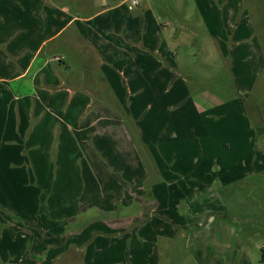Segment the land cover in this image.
<instances>
[{
    "label": "rangeland",
    "instance_id": "obj_1",
    "mask_svg": "<svg viewBox=\"0 0 264 264\" xmlns=\"http://www.w3.org/2000/svg\"><path fill=\"white\" fill-rule=\"evenodd\" d=\"M85 2L110 7L119 0H0V52L9 59L0 75L21 71L15 49L26 61L36 51L50 58L74 50L78 18L91 10ZM137 2L109 11L112 30L102 31L99 66L117 69L115 90L85 81V88L71 87V101L69 89L41 91L38 76L18 102L6 83L0 221L25 209L27 218L37 213L59 231L54 211L94 212L99 202L121 211L127 196L144 195L185 226L167 235V249L153 243L155 253L135 264H234L242 253L250 264H264V0ZM162 49L169 71L157 59ZM142 56L153 57L151 68L141 66ZM80 61L73 71L80 72ZM52 65L63 69L55 60L43 72ZM40 97L44 105L35 106ZM14 223L0 228V258L11 253L25 261L36 245L27 257L20 248L34 232ZM72 253L78 262L80 253Z\"/></svg>",
    "mask_w": 264,
    "mask_h": 264
},
{
    "label": "crops",
    "instance_id": "obj_2",
    "mask_svg": "<svg viewBox=\"0 0 264 264\" xmlns=\"http://www.w3.org/2000/svg\"><path fill=\"white\" fill-rule=\"evenodd\" d=\"M123 2L124 0H119L117 4L110 7H108V5L93 6L85 2V9L90 10L91 8V10L85 14V18H78L80 24L74 29L71 42L75 48L74 50H70L66 47L67 53L65 55L56 53L50 58H42L39 56L41 51H36L33 56L26 61L21 59L20 49H15L16 52L13 53L17 58L15 63L19 67L21 66V71L12 78H7L2 74L0 75V83H5L4 86L0 84V98L3 97L1 91L3 89L7 91V89L13 85L12 89L15 92L14 97L18 99V102L23 100L35 87L34 79L31 80L32 77L37 78L38 76L40 82L36 84V86L39 87L41 91H50V94L54 95L57 89L66 88L71 92V101H73V91L71 87L75 85V87L83 86L81 88H85V81L89 85H91L92 82H96L100 86L104 88L107 86L108 89L111 90L118 88V86H116L119 85V83L116 82V80H118L117 69L109 65L106 67L107 71L104 72L99 64L102 63V59L104 58L102 51L105 45L102 44L101 41L102 31H111V23L114 20L107 14ZM100 16L102 19H99ZM70 21L71 20L68 22ZM5 39L6 37L0 36V44H3ZM80 39H82L84 43H81ZM83 44H85V47L82 48V46H84ZM78 46H81V49H78ZM160 52V56L157 54L160 58L157 59H161V62L166 63L165 66L169 67L168 65H170V63L166 59L167 55L165 49H162ZM7 54L8 53L5 51L0 52V69L4 68L7 70L9 68ZM152 58L153 57H150L149 61H145L142 56L144 62L141 66L145 67L149 64L151 68L153 63ZM55 60L58 61L59 65L63 66V69L61 70L57 65H52L51 69L43 72V68L46 64ZM77 60H82V62H79L81 64H79V66H81L80 72H75L72 69V66L75 64L73 62ZM156 62L159 61H155V63ZM35 64L37 66L33 70L31 77L28 78L27 76L32 66ZM132 67L135 66L133 65ZM132 70L137 71V67ZM169 70L170 67L168 71ZM6 83H11L12 85L10 86ZM180 87L181 85L179 84L177 88L180 89ZM93 89L97 88L93 87ZM96 95L98 98L101 97L98 93H96ZM83 100H85V97H83ZM38 104L44 105L41 97L37 104L34 105L36 106ZM15 112L17 114L16 120L19 122V106ZM45 112L46 110L43 109L42 114H45ZM15 128L19 130L18 127ZM129 196L130 198L128 199ZM129 196L126 197V200L124 199L122 201L121 204L124 208L121 211H116L115 208H117V204H111L112 202L107 204V206L99 202L96 204L98 208L95 209L94 212H88V209L86 210L84 208L72 214H69L67 211H62L61 209L60 212L59 210L54 211L51 220H53L55 225H59L61 228L58 229L59 231L50 228V221L44 224L40 219L38 220L37 213H35L33 217L27 218L25 209L19 211L22 213V216L19 214L17 217L13 215L9 216L7 223L6 220L5 222L0 221V228H6L7 226L11 228L16 221L19 228H22L23 231H28L29 233L34 232V240L24 242L23 247L20 249L25 250V252L29 251L31 249L30 245L34 243L36 245L34 249L35 252L32 254V257H27L28 254L26 252L27 258L25 261L18 258L17 255H15V258L9 253L8 258H0V264H135L139 262L137 259L138 256H140V258L146 257L147 253L149 255V251L150 253H155V245L153 243H156L157 247H162L163 243L165 249H167L164 241L169 240L167 235L175 233L176 227V233H180L178 229L182 226L184 228V222L181 223L179 217H174L171 221L170 216L166 213L168 210L164 209V207L159 210L158 206L152 205L151 202L153 200L149 196L143 195L139 197L134 194ZM152 234H158L159 238H150L148 236ZM161 235L165 236L162 237ZM179 239L184 241L183 236ZM138 247L142 248V252H134ZM72 250H76L78 252L77 254L80 253L78 262L76 260L73 262ZM63 252L68 254L64 253L63 257H60ZM2 256H4V254H2ZM234 258V264L251 263V258L245 253H242L239 257L234 256Z\"/></svg>",
    "mask_w": 264,
    "mask_h": 264
},
{
    "label": "built area",
    "instance_id": "obj_3",
    "mask_svg": "<svg viewBox=\"0 0 264 264\" xmlns=\"http://www.w3.org/2000/svg\"><path fill=\"white\" fill-rule=\"evenodd\" d=\"M138 2L137 0H131V3L129 5V8H132L133 5H136Z\"/></svg>",
    "mask_w": 264,
    "mask_h": 264
},
{
    "label": "flooded vegetation",
    "instance_id": "obj_4",
    "mask_svg": "<svg viewBox=\"0 0 264 264\" xmlns=\"http://www.w3.org/2000/svg\"><path fill=\"white\" fill-rule=\"evenodd\" d=\"M261 133L259 130H258V134Z\"/></svg>",
    "mask_w": 264,
    "mask_h": 264
}]
</instances>
